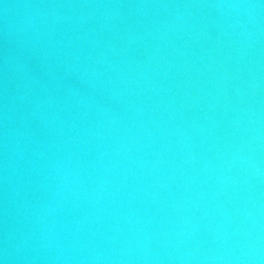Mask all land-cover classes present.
I'll return each instance as SVG.
<instances>
[{
    "label": "water",
    "instance_id": "water-1",
    "mask_svg": "<svg viewBox=\"0 0 264 264\" xmlns=\"http://www.w3.org/2000/svg\"><path fill=\"white\" fill-rule=\"evenodd\" d=\"M0 264H264V0H0Z\"/></svg>",
    "mask_w": 264,
    "mask_h": 264
}]
</instances>
